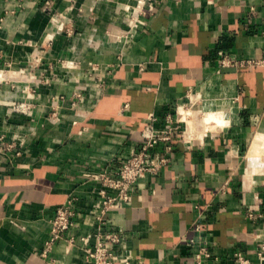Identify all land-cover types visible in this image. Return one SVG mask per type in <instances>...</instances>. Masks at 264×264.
I'll return each mask as SVG.
<instances>
[{"label": "crops", "instance_id": "1", "mask_svg": "<svg viewBox=\"0 0 264 264\" xmlns=\"http://www.w3.org/2000/svg\"><path fill=\"white\" fill-rule=\"evenodd\" d=\"M219 51L261 63L219 68ZM179 107L201 114L187 131L203 133L176 132L159 174L106 214L123 235L117 252L232 264L241 250L259 264L264 0H0V264H89L81 237L94 245L100 195L86 173L117 168L149 113L163 121ZM69 195L74 225L44 254ZM204 244L211 257L197 262Z\"/></svg>", "mask_w": 264, "mask_h": 264}, {"label": "built area", "instance_id": "2", "mask_svg": "<svg viewBox=\"0 0 264 264\" xmlns=\"http://www.w3.org/2000/svg\"><path fill=\"white\" fill-rule=\"evenodd\" d=\"M261 63L254 60H238L226 52L219 51L217 65L221 67L256 65ZM263 63V62H262ZM181 115L177 111V115ZM181 118L166 116L163 121L154 113H149L141 132L140 145L126 159L120 160L117 168L107 166L98 172L86 173V176L99 185L100 198L93 204L90 210L96 219L95 243L90 246L86 243V237H81L83 242L81 250L85 263L89 264H134L129 256L120 255L117 247L122 243L123 235L118 230L107 229L106 214L121 206L132 197V192L138 180L158 175L161 168L169 161L172 151V142L176 132L181 140L187 141L192 135L186 130L180 129ZM184 122V121H183ZM186 126V125H185ZM187 134V137L185 136ZM161 145L163 152L155 153L157 146ZM75 197L69 195L65 201L56 208L51 218V230L49 239L45 243L43 253L45 254L53 243L63 238L64 232L74 225ZM250 218H255L249 214ZM264 224V220H263ZM195 230H200L195 225ZM69 245L74 244V238L67 239ZM192 243L193 240H190ZM255 254L259 264H264V236L257 234ZM203 257H211L205 244L199 246L196 254L197 262ZM232 264H254L241 250H235L232 256Z\"/></svg>", "mask_w": 264, "mask_h": 264}, {"label": "rangeland", "instance_id": "3", "mask_svg": "<svg viewBox=\"0 0 264 264\" xmlns=\"http://www.w3.org/2000/svg\"><path fill=\"white\" fill-rule=\"evenodd\" d=\"M185 105H186V107H191L192 104L187 102V103H185ZM185 109H187V108H185ZM190 111L191 112H185V113L182 112L183 113L182 115H179V114L177 115V118H181V116L183 117V115H184V119H183L184 122L183 121H180V129H182V130H186V126H187V122H188V117L193 120V116L195 115V120L196 121H199L201 119V114L200 113L195 114L192 110H190ZM187 113H189V114H187ZM209 116H211V115L207 114V115H205L203 117L208 118ZM198 129H200V128H198ZM185 136L187 137V134H185ZM192 136H196V135L194 134Z\"/></svg>", "mask_w": 264, "mask_h": 264}, {"label": "bare ground", "instance_id": "4", "mask_svg": "<svg viewBox=\"0 0 264 264\" xmlns=\"http://www.w3.org/2000/svg\"><path fill=\"white\" fill-rule=\"evenodd\" d=\"M180 108H183V107H179V109H180ZM183 109H184L186 112H190V110H191V109H188V108H187V109L183 108ZM188 114H189V113H188ZM181 115H182V114H181ZM188 116H189V115H188ZM220 117H221V116H220ZM220 117H219V115H218L217 118H220ZM210 118H211V117H210ZM214 118L216 119V117H214ZM181 119H182V121H183V119H184V115H183V117L181 116ZM210 120L212 121V118H211ZM211 121H210V122H211ZM213 122H214V121H213ZM215 122H218V120L215 121ZM191 123H192V122H191ZM219 123H220V122H219ZM216 124H217V123H216ZM214 125H215V124H214ZM190 126H191V125H190ZM193 126H194V125H192L191 128H193ZM208 127H209V126H208ZM210 127H211V126H210ZM194 128H195V127H194ZM186 129H187V126H186ZM206 130H207V129H206ZM202 133H203V132H202ZM202 133H197V132H195V133H190V134H191V135H194V134H200V135H201ZM257 144H258V143H257ZM255 147L257 148V146H255ZM257 151H258V150H257ZM257 151H256V152H257Z\"/></svg>", "mask_w": 264, "mask_h": 264}]
</instances>
